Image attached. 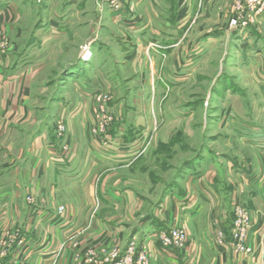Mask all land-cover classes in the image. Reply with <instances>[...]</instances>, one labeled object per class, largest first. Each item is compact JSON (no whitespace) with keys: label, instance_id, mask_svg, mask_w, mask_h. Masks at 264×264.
<instances>
[{"label":"crops","instance_id":"1","mask_svg":"<svg viewBox=\"0 0 264 264\" xmlns=\"http://www.w3.org/2000/svg\"><path fill=\"white\" fill-rule=\"evenodd\" d=\"M78 1L83 3L67 0V12L75 5H84ZM117 1L124 8L139 7L146 2ZM20 2L3 0L0 5V30L12 45L0 61V264H80L78 255L86 248L97 253L101 249L110 250L97 259L100 264H112L120 258L122 246L126 248L129 243L137 244L138 251L150 252L151 264H264V37L257 42L249 32L234 34V44L240 42L243 46L238 52L241 59L238 67L249 81L230 94L232 104L239 106L232 112L235 118L232 122L237 119V125L230 129V145L234 150L232 157L225 159L230 186L224 190L214 174L215 154L202 153L189 165L191 169L185 168L178 185L167 190L162 208L147 213L137 195L120 186L117 172L139 160L138 150L144 148L140 137L149 136L151 130L140 132L116 123L108 131V137L114 141L105 146L91 144V117L84 108L88 101L81 98L84 103L77 102L76 108L80 112L73 111L69 95L54 92L46 96L49 87L41 85V76L52 60L48 54L42 56L37 42H42V46L50 40L59 43L54 27L56 19L47 22L51 25L50 35L45 36L46 28H41L29 38L32 42L25 45L23 39L27 34L21 25ZM152 18L146 21L136 18V22L132 18L134 23H145L150 31L146 48L139 40L145 36L143 30H137L130 40L136 41L131 55L133 67L140 74L139 81L143 83L144 77L147 78L150 88L180 86L186 80V75L181 74V68L186 67V36L183 32L172 35L167 24L165 32L156 30L151 26ZM261 20L264 21V16ZM73 22L72 19L65 24ZM52 49V53H59ZM97 53L93 51L90 57ZM89 62L91 65L92 61ZM85 64L77 72L74 70L77 66L72 68L63 78L68 90L87 92L86 89L97 86L93 76L97 75L96 70ZM105 74L102 79L111 83L109 73ZM45 103L50 107L48 113H44ZM67 115L70 135L66 142V138L59 139L53 134L50 121ZM160 132L167 138L160 141L165 142L176 131ZM77 136L83 137L81 146H77ZM123 137L137 139L126 144ZM160 141L150 144V149H155ZM65 189L70 190L68 196L64 195ZM27 196L38 204L29 202ZM237 204L245 206L252 218L248 254L236 252L231 235ZM60 206L64 210L59 211ZM96 207L98 212L93 215ZM176 222L186 224L194 238L185 252L163 248L157 238L159 232ZM219 231L225 235L223 246L216 244ZM93 260L82 264H93Z\"/></svg>","mask_w":264,"mask_h":264},{"label":"rangeland","instance_id":"2","mask_svg":"<svg viewBox=\"0 0 264 264\" xmlns=\"http://www.w3.org/2000/svg\"><path fill=\"white\" fill-rule=\"evenodd\" d=\"M2 1L0 0V5ZM145 1L139 7L132 8L129 5L113 10L106 0H83V3L78 2L84 5H75L71 12H67L65 8L67 0H21L20 3L23 17L21 25L23 32L27 34L23 39L25 45L32 42L29 38L41 28H46L43 30L45 36L50 35L48 29L51 25L48 26L47 22L51 18L56 19L54 27L59 34V43L55 44L50 40V43L42 46V42H37L42 56L48 54L52 60L41 76V85L49 87L46 96L54 92L59 95H69L68 98L74 103L71 105L73 111L80 112L76 109L77 102L88 101L84 108L91 117V144L105 146L110 141H114L108 137V131L116 123L119 127L134 128L140 132L151 130L152 135L149 133V136L140 137L144 148L149 147L156 140L167 139L160 131L166 132L167 129L173 133L176 131L169 140L158 142L155 149L150 147L147 151L146 149L144 151V148L139 149L137 157L139 160L133 166L124 167L117 172L121 179L120 186L136 194L143 202L142 208L148 213L162 208L167 190L174 184L178 185L185 168L186 171L191 169L189 165L202 153L215 154L216 163H212L216 169L214 174L218 175L224 190L230 186L225 159H230L234 150L233 145H230V129L233 124L237 125V119L232 122L235 120L232 112L237 111L239 107L232 104L230 94L235 93L244 81H249L238 67V64H241L238 52L243 46L240 42L234 44V34L240 31L242 34L249 32L252 40L254 37L257 42L263 40L264 21L261 19L264 16V8L258 5L250 8L249 0ZM55 5L59 6L55 7ZM122 16H125V19ZM149 17L155 20H151L153 22L151 26L156 30L165 32L163 29L167 24L172 35L183 32L186 36V67L181 68V74L186 75V80L180 86H171L162 90L150 88L145 77V82L139 81L140 74L133 67L131 58L136 48V41L130 40L134 38L133 34H136L137 30H143L145 36L139 40L146 48V38L149 37L150 31L146 29L145 23L142 25L134 21L136 18L146 21ZM236 17L240 21L239 27L231 24ZM117 18L122 19L114 22L113 20ZM72 19L73 25L72 23L66 25L68 20L72 21ZM243 23H246L245 26ZM66 26L71 29L67 30ZM180 27L182 28L179 30ZM208 38H216L217 41L207 40ZM11 46L5 34L4 52ZM51 49L58 50L59 53H52ZM93 51L98 53L92 58L90 55ZM88 58H91L89 60L92 61L91 65L89 61H85ZM143 58H146V51ZM84 63L85 66L88 65L96 70L97 75L93 76L96 77L94 83L97 86L86 89L87 92L82 89L78 92L73 91L70 87L68 90L63 78L67 77L65 75L77 64L80 66ZM105 72L109 73L107 76L111 78V83L108 81L105 83L102 79V76L106 75ZM106 84L109 86H104ZM250 95L253 97L251 93ZM105 96L109 98L106 102L107 110L113 115L108 130L102 132L100 122L96 119L99 112L96 102L98 97ZM43 106L47 109L44 113L50 112V107H46V103ZM254 107L257 109V106ZM68 124L69 115L67 118L61 116L59 119L52 118L50 128L57 138H66L67 142L70 135ZM62 127L63 130L60 131ZM136 139V137L122 138L126 144ZM75 141L78 142L77 146H81L83 137L77 136ZM124 142L119 144L123 145ZM206 161L210 162L209 159ZM69 192L70 190L67 192L65 189L64 195L68 196ZM27 200L38 204L32 196H27ZM97 208L99 207L95 208L93 215L97 214ZM62 210L64 206H60L59 211ZM188 230L190 233V229ZM190 237L193 243L194 238L191 234ZM126 245V248L122 246L120 258L127 255L132 248L130 243ZM134 247L138 249L137 244ZM93 250L86 248L82 254H79L78 263L82 264L94 258L93 264H100L97 258L110 251L101 249L97 253Z\"/></svg>","mask_w":264,"mask_h":264},{"label":"built area","instance_id":"3","mask_svg":"<svg viewBox=\"0 0 264 264\" xmlns=\"http://www.w3.org/2000/svg\"><path fill=\"white\" fill-rule=\"evenodd\" d=\"M250 8L255 7V5L261 6L264 8V0H249ZM113 10H119L121 8L120 3L117 0H106ZM255 4H254V3ZM232 26L239 27L240 21L236 17L231 22ZM246 23H243L245 26ZM5 47V35L3 31L0 30V61L4 53ZM109 100L108 97H98L97 107L98 114L96 119L100 122V131L108 130L109 126L112 123V115L108 112L106 107V102ZM63 130V127L60 128V131ZM234 223L231 230V235L233 238V244L236 252L238 254H248L251 252L248 239H249V230L252 225V218L247 208L241 204H237L234 208ZM157 238L163 248L185 252L187 251L192 243L188 227L184 223H174L172 226L167 228V230L159 232ZM216 244L218 246H223L225 244V235L224 232L219 231L216 236ZM112 264H151V254L146 249L138 251L134 244L132 248L129 249L127 255L122 258L117 259Z\"/></svg>","mask_w":264,"mask_h":264}]
</instances>
